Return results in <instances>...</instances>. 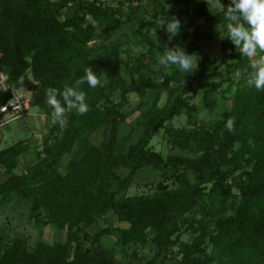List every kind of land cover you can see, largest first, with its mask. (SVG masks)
<instances>
[{
  "label": "trees",
  "instance_id": "obj_1",
  "mask_svg": "<svg viewBox=\"0 0 264 264\" xmlns=\"http://www.w3.org/2000/svg\"><path fill=\"white\" fill-rule=\"evenodd\" d=\"M118 1L0 0V73L7 74L8 82L6 89L0 87V106L15 91L14 84L31 70L36 81L31 106L45 116L41 148L23 171L16 170L18 157L32 148L30 141L21 138L0 148V170L7 174L0 180V205L27 203L29 218L40 227L51 225L65 231L64 240L40 238L31 245L29 236L21 234L10 242H0V264H119L118 250L125 252L134 244L131 255L139 258L149 240L156 249L148 263L162 258L163 264L167 252L177 246L181 255L177 264H264V91L246 83L250 59L223 38L226 21L219 7L198 23L197 17L207 10L203 0H150L153 11L137 0ZM171 2L179 6L174 18L181 22V29L168 40V47L188 42L184 50L200 64L193 80L172 89L173 82L189 73L176 66L166 72L154 71L144 58L157 62L154 57L163 53L166 34L143 31L157 24ZM230 2L221 0L225 7ZM130 21L135 23L129 30L135 29L145 40L146 50L127 60L131 75L127 82L117 72L102 81L106 59L92 56L105 45L101 33L120 31ZM216 24H221L223 34L219 54L211 57L200 39H211L209 30ZM118 46L112 45L115 50ZM222 64L228 76L210 79V73H216ZM89 66L101 84L80 86L86 94L87 113L69 111L66 124L53 125L46 89L74 85ZM236 70L240 76L235 79L230 74ZM122 86L120 98L114 100L112 92ZM166 89L177 93L164 106L144 111L143 129L126 148L122 126L135 109L129 106L128 94L136 92L143 104ZM218 89L223 96L234 91L233 105L223 118L195 121L190 127L171 124L182 112L189 120L199 114L190 97L201 92L205 105L211 106ZM229 117L235 118L234 133L225 127ZM158 128H164L180 146L196 140L203 152L190 158L151 151L149 143ZM99 135L102 138L96 141ZM66 154L70 159L61 170L60 161ZM180 164L199 171V180H159L152 191L128 193L142 167L150 165L161 171ZM122 168L127 169L125 174L120 172ZM238 169L242 170L236 181L230 182L229 175ZM208 182L210 186H202ZM119 190H123L120 197ZM191 211L200 216L189 215ZM101 220L104 225L91 233L88 228ZM185 223L186 228L197 231L190 240L180 235ZM114 232L115 240L107 247L102 240ZM87 240L90 245L85 244Z\"/></svg>",
  "mask_w": 264,
  "mask_h": 264
},
{
  "label": "rangeland",
  "instance_id": "obj_2",
  "mask_svg": "<svg viewBox=\"0 0 264 264\" xmlns=\"http://www.w3.org/2000/svg\"><path fill=\"white\" fill-rule=\"evenodd\" d=\"M112 4H118V0H105ZM142 5H144L146 8L150 9L151 11L154 10L152 2L150 0H137ZM207 4V0H203ZM179 6L175 4L174 2H171L166 5V9L159 15V19L164 18L166 20H170L171 18L175 17L177 10ZM218 9L217 6H214V4L210 2L207 4V10L206 13L197 17L198 23H203L207 16H210ZM163 16V17H162ZM135 22L130 21L129 23L125 24L124 29L120 31H113L108 30L104 31L102 34V41L105 43V45L97 48L93 51L92 56L106 59L107 62V70L103 73V75L100 77L102 81L108 80L111 73H118V76H120L124 81H128L131 77L129 67L126 65L127 60L129 59L130 55L135 56L136 54L140 52H144L146 50L147 43H145V40L140 37L138 33L135 32V29L129 30L133 26ZM144 32H152V33H164L166 34V40L163 41V45L165 48L168 47V40H169V34L160 29V25L157 23L156 25L150 26V27H144ZM210 33L212 34L211 39H200V42L202 43V49L209 53L211 57H215L220 52V39L223 34V27L221 24L214 25L210 30ZM142 39V40H141ZM156 43L160 42V39L157 38L155 40ZM188 42H185L183 44H180L179 46L183 49L185 48L186 44ZM117 44L118 49H113L112 45ZM177 46V45H176ZM230 51V49H229ZM160 54V53H157ZM157 54H155V57H157ZM257 56H259V50L257 52ZM145 61H148L150 65L153 67L156 63L154 59L145 57ZM219 60L217 61V63ZM216 63V64H217ZM225 64L219 65V67L216 69V73H210V79L213 78H225L228 76V72L225 70ZM200 68V64L197 61V68L195 71L189 73V75L184 76L179 82H173L171 84L170 89L175 88L177 86L181 87L186 81L193 80V75L196 73V71ZM213 69L210 68L208 72H210ZM239 73V75H237ZM231 77L238 78L240 76L239 71H233L231 74ZM36 81L34 80L31 70H28L20 79L19 81L14 84L15 90H23L26 93L30 94L31 90L33 88V85H35ZM228 82L223 84V88L227 86ZM178 87V88H179ZM123 86L117 87L112 92V98L114 100H118L121 96ZM170 89H166L161 91L158 95L153 94L150 96V98L143 104H141V100L139 95L136 92H130L129 100L131 107H135L134 111L126 118L125 123L122 126L121 135L124 140L125 147L127 148L128 145L134 141L137 140L138 136L140 135L143 127L140 126V121L143 120V113L145 110H148L149 108L157 109L158 107L164 106L167 102H171V100L174 98V96L177 93V90L174 89L172 92ZM233 92L232 89L227 92V96H223L222 90L218 89L215 97H214V103L211 104V106L205 105L203 99H202V93L199 92L195 94L194 96L190 97V101L194 104H196L199 108V114L195 115L192 120L188 119V115L186 112H182L180 114L175 115V117L170 121L171 124L175 127L185 126L190 127L193 126L194 122L196 123L201 120L204 121H214L217 119H221L227 114V112L230 110V108L233 105ZM213 106V107H212ZM211 107V108H210ZM185 110V109H184ZM27 114L23 115L21 114L17 118H12L16 115L11 113H4L0 114V123H3L7 121V124L2 126L3 130L5 131V139L1 143V147H4L6 145H9L13 141L17 140L20 137H23L24 135H27L29 133L28 130L21 131V128L18 127L20 123L29 118L28 114L35 113L33 115V118H35L34 124V130L31 132L32 138H33V145L31 150L29 151V155L25 159H21L20 157V163L17 167V171H23L27 165H29L28 161L35 157L37 155L38 148H41L42 143V133L43 127L42 125L45 124V116L41 115V111H39L38 107L31 106L29 109H27ZM203 114L204 118H201V115ZM23 115V116H22ZM24 117V119H23ZM10 126V128H15L14 133L13 131H9L7 128ZM13 134V137L12 134ZM102 138V135H99L97 137L96 141H100ZM217 146V145H215ZM149 148L151 151H157L160 152L162 155L167 156L168 154H177L185 157L195 158L201 155L203 152V149L198 145L196 140L191 139L184 145L180 146L177 145L175 142L172 141L171 137L164 131V128H158L150 143ZM70 159V154H66L62 160L60 161L59 168L61 170H64L65 165L67 164L68 160ZM242 169H238L235 171V174L229 175V181L235 182L236 175L240 172ZM127 171L126 168L120 169V172L122 174H125ZM0 180L4 179L7 174L3 172V170H0ZM184 179L189 182H196L199 180V171L195 170L194 168H186L184 164H180L176 167H169L167 169H163L161 171L155 169L154 167L147 165L139 169V171L135 175V183L132 184L130 189L128 190V193H140V192H148L152 191L154 189V185L159 180H164L167 182L177 183L180 179ZM210 186L211 183H203L202 186ZM114 189H117V184H114ZM233 190L237 191V185L233 187ZM123 190H119L118 197L122 195ZM196 210V209H195ZM196 212V211H195ZM190 212L189 215L195 214L197 216H200V213ZM111 216L114 218L116 217V214L113 211H110ZM192 216V215H191ZM104 225V222L101 220L100 222L93 223L88 229L91 233L98 230L101 226ZM197 232V231H195ZM193 232L192 228L187 227L186 223L182 225V228L180 229V235L181 238L184 240H190L192 236L195 234ZM25 234L29 236V241L32 244H35L37 240L40 238L43 239H49V241H55V240H64L65 238V231L62 229H58L51 225H45L43 227H40L39 224H37L34 220H31L29 218V204L27 203H12L9 205H0V242H10L18 235ZM117 235V232H114L111 235H106L102 243L106 245L107 247H110ZM87 245H90V240L85 241ZM136 247V245L132 244L127 248V251L122 252L121 250H118L116 252L117 259L119 260V264H162L161 259H157L153 263H148V259L153 257L154 251L156 249V245L152 240H149L145 247L140 252L139 258H134L131 255V251ZM177 246L172 249V251L167 252L164 258L163 264H177L180 253L176 252Z\"/></svg>",
  "mask_w": 264,
  "mask_h": 264
},
{
  "label": "clouds",
  "instance_id": "obj_3",
  "mask_svg": "<svg viewBox=\"0 0 264 264\" xmlns=\"http://www.w3.org/2000/svg\"><path fill=\"white\" fill-rule=\"evenodd\" d=\"M210 0H207V4ZM214 6L220 8L226 21V37L239 49V53L250 59L246 83L249 87H254L257 91H264V0H231L225 7L221 0H211ZM163 17V16H162ZM160 29L169 34V41L176 37L181 29V22L172 18L166 20L161 18L157 20ZM156 64L153 70L156 72L163 69L165 72L172 66L183 73H191L197 68L195 55L188 54L179 45L167 47L162 54H157ZM239 75V73H237ZM87 84L90 88H96L101 84L96 72L92 67H86L83 75L77 78L74 85L65 84L63 89L49 87L45 91L46 103L53 109L51 113V122L53 125H64L67 123L66 114L75 110L78 115H84L88 111L86 103V94L79 90L80 86ZM59 97V98H58ZM203 117V114L201 115ZM229 132H235V118L229 117L225 124Z\"/></svg>",
  "mask_w": 264,
  "mask_h": 264
},
{
  "label": "built area",
  "instance_id": "obj_4",
  "mask_svg": "<svg viewBox=\"0 0 264 264\" xmlns=\"http://www.w3.org/2000/svg\"><path fill=\"white\" fill-rule=\"evenodd\" d=\"M0 87L6 89L8 87L7 74L0 73ZM31 107V95L23 90H15L7 101L0 106V114L11 113L16 116L23 114Z\"/></svg>",
  "mask_w": 264,
  "mask_h": 264
},
{
  "label": "crops",
  "instance_id": "obj_5",
  "mask_svg": "<svg viewBox=\"0 0 264 264\" xmlns=\"http://www.w3.org/2000/svg\"><path fill=\"white\" fill-rule=\"evenodd\" d=\"M34 107H36V106H34ZM40 111V110H39ZM28 112H27V110L23 113V115H26ZM36 114V112L35 113H32V114H28V117L29 118H27V119H25V120H23L21 123H20V125H18V127L19 128H21V131H26V130H28L29 131V133L27 134V135H24L23 137H20V138H18L17 140H19V139H21V138H26V139H28L29 141H30V143H31V145H33V138H32V134H31V132L34 130V126H35V124H34V122L33 121H35V118H33V115H35ZM41 115H44L42 112L40 113ZM22 115V116H23ZM20 115H18V116H14V117H12V118H17V117H19ZM19 118H21V117H19ZM10 119V118H9ZM9 119H7V121L9 120ZM23 119H24V117H23ZM7 121L6 122H4L3 121V123H0V145H1V143L3 142V140L5 139V131L3 130V128H2V126H4V125H6L7 124ZM44 125H42L41 126V128L43 127ZM9 131H13V133H14V129L13 128H10V126H8V128H7ZM41 130H43V129H41ZM12 134V133H11ZM11 137H13V134H12V136ZM17 140H15V141H17ZM15 141H13L12 143H14ZM12 143H10V144H12ZM9 144V145H10ZM7 146V145H6ZM5 147V146H4ZM0 148H2L1 146H0ZM31 150V149H30ZM29 150V151H30ZM29 151H27V152H25V153H23V154H21L19 157H18V165H19V163H20V157H22L21 159H25L26 157H27V155H29ZM34 159V157L32 158V159H30L29 161H28V163L30 164L31 162H32V160ZM18 167V166H17ZM17 169V168H16ZM4 172V171H3ZM1 173V172H0ZM6 178V177H5ZM4 178V179H5ZM3 180V179H2Z\"/></svg>",
  "mask_w": 264,
  "mask_h": 264
}]
</instances>
